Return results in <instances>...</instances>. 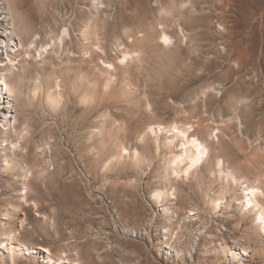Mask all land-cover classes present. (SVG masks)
<instances>
[{
	"label": "rangeland",
	"instance_id": "374dc122",
	"mask_svg": "<svg viewBox=\"0 0 264 264\" xmlns=\"http://www.w3.org/2000/svg\"><path fill=\"white\" fill-rule=\"evenodd\" d=\"M1 7L0 264H264V0Z\"/></svg>",
	"mask_w": 264,
	"mask_h": 264
},
{
	"label": "bare ground",
	"instance_id": "6f19581e",
	"mask_svg": "<svg viewBox=\"0 0 264 264\" xmlns=\"http://www.w3.org/2000/svg\"><path fill=\"white\" fill-rule=\"evenodd\" d=\"M97 3H98V0H94V4H97ZM30 7H31V0H19V8L23 10L24 14L26 15V17H28V19L31 18V8ZM1 9H2L4 16L0 18V27H1L0 52L5 50L6 54H8L9 51H12L14 48H18L19 46L21 47V43L20 41H18L15 34L13 33L12 24L10 23L11 20L9 18V15L7 14L8 10H6L3 7H1ZM5 15H8V16L6 17ZM63 34L67 35V31L65 30ZM13 108H14V105L11 100V89L9 85L7 84V82L3 79L2 83L0 82V126L1 127L10 125L12 120L13 121L15 120ZM194 140L197 143H193ZM186 142L189 144L190 148L194 151L195 155H194V158H192L194 159V164L198 163L205 154V150H206L205 147L198 139L192 138L191 140L189 139ZM13 146H16V145H13ZM198 148H199V151H197ZM6 165H8V163H6ZM160 195L161 194H157L156 197H160ZM246 196H247L246 202L248 203V205H251V207L257 206V204L250 198V192L247 193ZM259 216L262 218V220H264V216L262 213H260ZM7 217H11L10 214H7ZM4 244H5V247H8L10 243L4 241ZM19 247H25V249L20 250ZM11 249H12L11 251L13 252V248ZM22 250H25L27 252L31 250L32 253H35L33 252L34 251L33 248L29 249L23 245H20L17 248H15L14 252H17V251L22 252ZM38 251H39L38 253H43V254L45 253V255L47 256V259L51 263L54 262L55 264H69L68 261L65 259H57V260L52 259L49 255L48 250L46 249L40 248V250ZM166 255H167V252H166Z\"/></svg>",
	"mask_w": 264,
	"mask_h": 264
},
{
	"label": "snow or ice",
	"instance_id": "6c2138e0",
	"mask_svg": "<svg viewBox=\"0 0 264 264\" xmlns=\"http://www.w3.org/2000/svg\"><path fill=\"white\" fill-rule=\"evenodd\" d=\"M164 42L167 43V37L164 38ZM193 143H197L195 140L193 141ZM197 151H199V148L197 149Z\"/></svg>",
	"mask_w": 264,
	"mask_h": 264
}]
</instances>
